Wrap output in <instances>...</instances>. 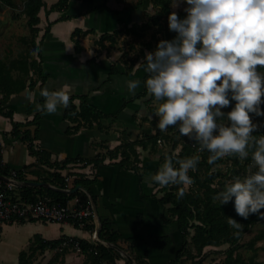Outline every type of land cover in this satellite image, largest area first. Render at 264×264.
I'll return each instance as SVG.
<instances>
[{
  "label": "crops",
  "instance_id": "1",
  "mask_svg": "<svg viewBox=\"0 0 264 264\" xmlns=\"http://www.w3.org/2000/svg\"><path fill=\"white\" fill-rule=\"evenodd\" d=\"M136 1L69 0L64 9L48 10V4L39 11L40 30L36 43L40 42V51L35 57L40 59L41 74L45 77L43 87L55 91L61 86H68L71 95L85 94L87 100L102 112L117 113L115 120L111 117L104 120L109 125L107 131L81 126L72 133H66L65 127L69 122L63 118L64 108H58L54 114L43 112L38 119V137L33 140V144L34 147L49 150L51 162L76 155L88 157L102 151L101 148H113L120 143L124 130L131 132L132 138H140L159 128L154 122L157 105L155 99L147 92L131 99L144 89V77L147 74L143 66L145 53L154 51L162 38V32L156 31V23L150 22L141 28L142 24L150 20V16L158 12V7L151 0H142L139 5L131 7ZM185 7L187 5L183 0L170 1V12H176L181 18L186 16ZM132 25L136 26V32L119 31L113 40L104 38L98 41L102 33H111L115 29ZM46 26L49 28L42 37ZM75 28L91 29L79 35L77 49L71 37ZM175 36L176 33L171 32L170 40ZM2 57L5 56L0 55ZM131 63V73H124ZM112 66H115L116 71L111 72ZM16 73V70L12 71L13 75ZM30 76L36 81L34 87L10 93L1 104L2 108L12 111L11 117L0 112L1 161L14 170L27 166L25 180L40 181L35 170L43 176L48 171L55 170V167L40 161L30 153L26 140L10 132L12 121L24 122L33 118L34 111L28 112V104H38L41 97V80L32 71ZM130 80L140 82L133 93H129L127 89V82ZM74 101L78 102L79 99L76 97ZM98 141L102 145H97ZM159 148L137 146L139 164L143 171L141 181L134 170L116 163H107L108 160L96 166L69 163L59 169L62 174L68 171L83 172L97 177L90 184V189L95 195L94 201L100 218L109 220L112 228L122 233L123 238L119 240L122 246L131 245L137 254L147 251L152 263H156L152 261L154 256L166 251L172 257L180 242L176 223L163 222V208L151 195L156 189L152 184L154 171L162 165V150ZM19 182L20 185L24 184ZM76 200V197H72L66 201L70 210L76 208ZM165 233L170 234L173 241L161 251L149 242L148 236ZM34 234H40L45 239L63 235L91 239L90 230L68 221L36 218L4 223L0 227V264H17L19 251L28 248ZM55 252V248H46L35 255L31 264H49L50 261L56 264H78L85 261V255L79 250L69 249L58 258L54 257Z\"/></svg>",
  "mask_w": 264,
  "mask_h": 264
},
{
  "label": "clouds",
  "instance_id": "2",
  "mask_svg": "<svg viewBox=\"0 0 264 264\" xmlns=\"http://www.w3.org/2000/svg\"><path fill=\"white\" fill-rule=\"evenodd\" d=\"M183 2L185 17L176 12L168 15L169 31L176 36L158 41L155 50L144 56L148 74L144 85L157 102L158 127L162 132L178 128L181 136L199 145L198 152L210 153L209 164L229 156L244 160L251 150L253 163L247 174L234 177L213 200L220 205L233 201L237 215L244 219L250 214L264 218V135H253L257 124L250 115L264 116V72L260 71L264 68V0ZM139 86L138 80L127 82L129 93ZM40 95L44 103L37 110L54 114L69 106L71 90L45 88ZM230 105V111H222ZM200 159V155L184 159L165 155L153 182L160 187L180 186L177 197L182 198L183 186L194 182L188 173L196 171ZM228 224L237 236L243 230L233 218H228Z\"/></svg>",
  "mask_w": 264,
  "mask_h": 264
},
{
  "label": "trees",
  "instance_id": "3",
  "mask_svg": "<svg viewBox=\"0 0 264 264\" xmlns=\"http://www.w3.org/2000/svg\"><path fill=\"white\" fill-rule=\"evenodd\" d=\"M3 4L9 6H15L14 0H0ZM69 0H55L52 2L48 10L53 9H64L67 6ZM142 0H137L131 7L137 6ZM154 5L158 7V12L150 16V20L147 23L142 24L141 28L148 25L150 22L156 23V31L162 32L161 40H170L171 31L168 28V15L170 12V1L171 0H151ZM42 8H46V0H25L23 12L27 16V25L29 27L30 36H21L23 42H29L33 49L40 48V42L36 43V37L39 33L40 27V15L39 11ZM164 19V20H163ZM135 25L125 26V28L115 29L111 33H102L98 41L104 38L114 39V35L119 31H134L136 32ZM48 26L44 28V33L42 37L48 30ZM91 31V29L82 30L80 28H75L71 37L74 39L76 49L79 47V35L85 34ZM137 33H139L137 31ZM39 54V52H38ZM132 64L128 66L124 73L130 74ZM263 69V68H261ZM16 70V75L12 74V71ZM37 73L38 78L41 80L39 87L41 90L45 89L42 85L44 76L41 74V64L40 59L38 60L33 52L19 51L16 56L12 58H0V112L6 116L11 117L12 111L4 109L1 104L6 101L12 92H19L26 87L32 88L36 84L30 76V72ZM116 71L115 66H112L111 72ZM144 77V81L147 78ZM146 93V88L141 92L136 93L131 99L144 95ZM78 98L79 101L75 102L74 99ZM233 102V101H232ZM44 99L40 97L38 104L29 103L28 112L34 111V116L30 120L24 122L12 121L11 133L19 136L20 139L26 140L28 149L30 153L37 156V158L55 167V170L48 171L46 175L42 176L38 170L34 173L38 174V179L40 181H49L58 187H63L65 184V177H69V183L72 186L81 185L83 187L79 188L75 192H63L56 189L48 188L41 185H28L22 184L15 187V191L18 194L14 196H19L26 199H35L39 196H50L53 199L61 201L66 204V201L72 197H76V208L90 207L89 195L93 198L95 195L90 189V184L97 179L96 176H88L83 172H71L68 171L66 174H62L59 169L66 167L69 163L71 165L81 164L88 165L91 164L96 166L98 164H104V161L108 159L107 163H116L126 169H132L136 172L138 180L142 179V168L139 164V152L137 146L145 148L149 146L151 149L157 148V139H164L165 134L159 128H156L153 132L145 133L140 138H132L131 132L127 130H122L125 134L120 141L113 148H108L107 152H96L92 156H80L76 155L74 157H65L60 161H50V152L44 148L34 147L33 140L38 137V119L43 114L42 111L37 110V105H43ZM231 109V105L227 108ZM226 113V108L222 109ZM115 120L117 118V113L108 114L102 112L95 105L91 104L87 100L85 94L82 95H71L69 106L63 109V118L69 123L65 127L66 133H72L78 130L81 126L86 128L97 127L100 131H107L109 126L104 122V120L110 118ZM262 122L257 124V129L253 132V135L259 137V135H264V118H261ZM28 126H33V128H28ZM97 145H102L101 141L96 143ZM176 144H180L178 140L172 141V148L161 154L162 164L164 162L165 155L175 154L178 158L184 159L193 155H200L201 159L197 164L196 171H189L188 175L193 179V184L191 186H183L185 188V195L182 198L177 197V192L180 186H169L160 187L158 184L153 182L152 184L156 188L151 195L156 199L157 203L162 206L163 213L161 218L163 222L170 224L175 222L180 233V242L178 247L174 250L173 256L168 259L165 263H155V264H204L203 258L205 252L203 251L206 246H218L223 243L227 244L224 249V258L221 264H244V259L237 252V248L240 245V238L245 230H248L252 224L258 220H263L260 216L256 214H250L247 219H244L237 215L234 209L233 201H229L227 204H221L219 201H214L213 197L217 192L225 188L226 186L221 183L213 184L216 177L220 175L219 170H213L211 168L212 164L207 162L210 153L205 150L204 152H198L194 147L188 143V137L183 139L178 150H176ZM233 167L230 175L232 177L242 176L245 174L247 166L252 162L251 150L248 158L240 160L235 156H230ZM218 161V160H217ZM216 161V162H217ZM215 162V163H216ZM175 163V162H174ZM238 165L239 167H235ZM162 166V165H161ZM160 166V167H161ZM178 167V165H176ZM24 166L18 169L16 178L19 181H25V169ZM156 168L154 174L159 170ZM0 174L8 175L9 167L2 163L1 161V146H0ZM264 212V209H261ZM100 217V216H99ZM233 218L237 222L243 225V230L237 236L234 233L235 229L230 227L228 224V218ZM36 218H30L34 220ZM100 228L98 230V236L100 239L108 241L112 244L118 245L122 248L120 239L123 238L122 233L116 229L112 228V224L109 220L100 218ZM74 225L78 226V222H73ZM85 229L92 231L94 229L93 222H86L82 225ZM67 235H63L59 238L45 239L40 234H34L32 240L30 241L27 249H22L18 254L17 264H31L33 258L38 252H42L46 248H55L60 244L62 239ZM79 243L80 251L85 255V261L78 264H118L117 259L120 258V251L111 245H105L100 241H92L91 239H85L77 236H71ZM264 238V228L256 233L253 238H251L249 245L252 246L255 239ZM129 239V238H127ZM149 242L159 250H164V248L172 243L173 239L170 234H150L148 236ZM69 248L64 247L62 250H56L55 258L63 255ZM133 251V247L131 249ZM134 252V251H133ZM147 251L144 254H136L137 258H141L144 255L147 256ZM139 264H143L141 259H138ZM125 264H133L130 260H126Z\"/></svg>",
  "mask_w": 264,
  "mask_h": 264
},
{
  "label": "rangeland",
  "instance_id": "4",
  "mask_svg": "<svg viewBox=\"0 0 264 264\" xmlns=\"http://www.w3.org/2000/svg\"><path fill=\"white\" fill-rule=\"evenodd\" d=\"M24 1L25 0H14L15 6H9L6 4H3L0 1V55L7 57H13L16 56L19 51H27L32 52L35 49H33V46L28 42H23L21 39V36H26L29 38L30 31L29 27L27 25V16L24 14ZM51 0H46V5L51 4ZM39 37V33L36 37V39ZM35 39V40H36ZM261 72H264V68L260 69ZM234 101L231 102L232 105H234ZM261 109L264 111V103L261 104ZM231 109L226 108V113L230 111ZM252 117V121L255 124H259L262 122L261 118H264V116H256L255 114H250ZM155 125H158L159 123V117H154ZM224 123H227L226 116L223 120ZM109 128V126H108ZM110 128H112L110 126ZM165 134L168 138L165 136L163 137L162 141L157 142V147L159 146L162 150V152H165L167 150H170L172 147V141L178 140L181 144L183 142V139L187 138L186 136H181L179 134L178 128L176 127H170L167 131L162 132ZM125 134L122 132L121 134V140ZM131 137V136H130ZM180 144H176V150L179 149ZM99 152H107V149L101 148ZM108 160V159H106ZM253 162H251L246 169L245 174H243L241 177L247 174L249 167L252 165ZM233 163L231 160V157H225L222 159H219L216 163L212 164L211 168L213 170H219L220 175L215 178L213 184L221 183L225 186L232 181L234 177L230 175ZM235 167H239L238 165H235ZM256 169L253 167L252 171H255ZM240 176V175H239ZM187 187V186H185ZM264 228V221L258 220L252 226L245 230L242 234V237L240 238V245L237 248V252L240 254V256L244 259V264H264V238L255 239L252 246L249 245L251 238L253 236L260 232ZM92 232V231H91ZM92 240V239H91ZM130 244V243H129ZM131 245L125 247L122 246V250L128 253L132 260L131 262L133 264H139L138 259H141V262L143 264H155L149 261L148 256L144 255L141 258H137L136 254L132 250H130ZM227 247L226 243H223L218 246H206L204 247L203 251L205 252L203 262L204 264H221L223 258H224V249ZM53 257V250L51 251ZM172 255V254H171ZM170 253L168 251L162 253L161 255L154 256L152 261H155L156 263H165L168 261V256L171 257ZM49 256V255H48ZM50 257V258H51ZM127 260V257L120 251V258L117 259V262H122L119 264H125ZM51 263L53 261H50ZM49 263V264H51ZM52 264H56L53 262Z\"/></svg>",
  "mask_w": 264,
  "mask_h": 264
},
{
  "label": "built area",
  "instance_id": "5",
  "mask_svg": "<svg viewBox=\"0 0 264 264\" xmlns=\"http://www.w3.org/2000/svg\"><path fill=\"white\" fill-rule=\"evenodd\" d=\"M160 142V139H157ZM188 143L197 151L199 145L188 138ZM18 170L9 169V174L5 178H0V227L4 223L12 222L21 219L40 218L49 221L59 222H78L83 225L88 220L93 222L95 228V217L91 207L75 208L70 210L66 204L61 201L51 198L50 196H39L35 199H26L19 196L15 191L18 184L15 180ZM65 184L62 188L69 189L72 185L68 182L69 177H65ZM92 241L97 242L95 230L91 232ZM67 247L80 251L79 243L77 240L66 236L62 239L60 244L55 247L56 250H62Z\"/></svg>",
  "mask_w": 264,
  "mask_h": 264
},
{
  "label": "water",
  "instance_id": "6",
  "mask_svg": "<svg viewBox=\"0 0 264 264\" xmlns=\"http://www.w3.org/2000/svg\"><path fill=\"white\" fill-rule=\"evenodd\" d=\"M5 177H6L5 175L0 174V178H5ZM15 183L18 184V185L21 184V182H19L17 180H15ZM23 183L24 184H28V185L46 186L48 188L56 189V190L67 192V193L75 192L79 188L83 189V187L81 185H75V186H72L69 189H64L62 187L55 186L54 184H51V183H49L47 181H39V180L38 181L37 180H25ZM88 195H89L90 207H91V209L93 211V214H94V217H95V228H94V230H95V236H96L97 240L102 242V243H104L105 245H111L114 248L118 249L119 251H121L127 257L128 260L131 261L132 260L131 256L128 253H126L125 251H123L118 245L112 244V243H110L108 241H105V240H102V239L99 238L98 230H99L100 224H101L100 217H99V214H98V211H97V207H96L94 198L90 194H88Z\"/></svg>",
  "mask_w": 264,
  "mask_h": 264
}]
</instances>
